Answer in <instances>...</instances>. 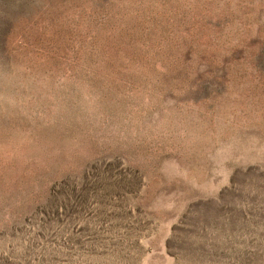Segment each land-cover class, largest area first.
Here are the masks:
<instances>
[{
	"label": "rangeland",
	"instance_id": "obj_1",
	"mask_svg": "<svg viewBox=\"0 0 264 264\" xmlns=\"http://www.w3.org/2000/svg\"><path fill=\"white\" fill-rule=\"evenodd\" d=\"M0 264H264V0H0Z\"/></svg>",
	"mask_w": 264,
	"mask_h": 264
}]
</instances>
